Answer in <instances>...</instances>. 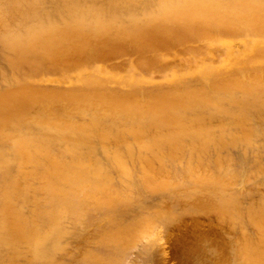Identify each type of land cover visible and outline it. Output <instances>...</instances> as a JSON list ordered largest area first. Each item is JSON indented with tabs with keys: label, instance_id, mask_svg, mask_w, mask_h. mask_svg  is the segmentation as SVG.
<instances>
[{
	"label": "bare ground",
	"instance_id": "1",
	"mask_svg": "<svg viewBox=\"0 0 264 264\" xmlns=\"http://www.w3.org/2000/svg\"><path fill=\"white\" fill-rule=\"evenodd\" d=\"M0 264H264V0H0Z\"/></svg>",
	"mask_w": 264,
	"mask_h": 264
}]
</instances>
